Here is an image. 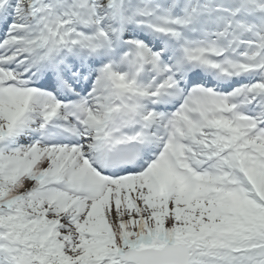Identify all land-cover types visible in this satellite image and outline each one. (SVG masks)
<instances>
[{"label":"snow or ice","instance_id":"snow-or-ice-1","mask_svg":"<svg viewBox=\"0 0 264 264\" xmlns=\"http://www.w3.org/2000/svg\"><path fill=\"white\" fill-rule=\"evenodd\" d=\"M0 264H264V0H0Z\"/></svg>","mask_w":264,"mask_h":264}]
</instances>
